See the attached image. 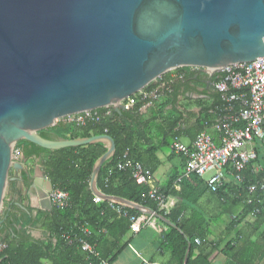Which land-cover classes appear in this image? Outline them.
I'll list each match as a JSON object with an SVG mask.
<instances>
[{
    "label": "water",
    "instance_id": "95a60500",
    "mask_svg": "<svg viewBox=\"0 0 264 264\" xmlns=\"http://www.w3.org/2000/svg\"><path fill=\"white\" fill-rule=\"evenodd\" d=\"M262 56L264 0H0V208L9 180H20L8 178L11 167L21 168L11 160L17 140L52 150L102 142L92 194L172 225L153 209L97 190L98 170L115 152L111 137L49 140L38 131L98 108L120 115L124 99L169 70L212 74ZM32 185L43 188L40 207L51 209L50 181L34 177Z\"/></svg>",
    "mask_w": 264,
    "mask_h": 264
},
{
    "label": "trees",
    "instance_id": "16d2710c",
    "mask_svg": "<svg viewBox=\"0 0 264 264\" xmlns=\"http://www.w3.org/2000/svg\"><path fill=\"white\" fill-rule=\"evenodd\" d=\"M152 88L153 83L151 82L144 89L151 91ZM217 98L219 99V96ZM143 104V102L136 103L131 108L123 110L120 115L110 109L109 115L104 116L103 113L107 109L98 108L97 112L100 115L98 120L87 118L83 123H76L75 121L60 119L54 125L39 130L38 133L41 137L49 140L88 138L97 135L111 137L115 143V152L98 170L95 180L97 189L106 195L117 196L156 211L155 204L148 198L149 187L146 184L135 182L131 167L125 166L122 169L117 167L118 162L127 159L136 162L131 149L133 138L137 135V132L146 134V129L149 131L154 127L156 133L173 132V134H176V122L165 126L151 124L149 128H144V124L149 120L145 123L141 122L140 108ZM217 107H219V104L212 110L216 111ZM155 118L156 116H153L152 119ZM205 123H208V120H205ZM174 137L176 138L177 135ZM13 150H17L23 159L39 158L38 163L43 169L44 176L50 181L52 189L67 192L68 205L63 209L51 206V209L46 211L44 215L35 218L32 217V210L29 207L20 209L12 206L9 211L0 214V242L6 244L5 249L0 252V264H40L39 261L43 258L50 259L52 264H71L75 257L82 260L84 264H91L87 260L86 254L75 243H69L67 239L61 236L64 231L75 225L80 228H88L93 234L89 241L95 242L97 250L100 251V244L103 241H108L109 238L115 236L114 241L117 244L120 238L129 230L128 218L118 217L115 212L107 207L106 201L96 203L89 188L92 168L96 160L106 152V147L102 142L52 150L42 148L26 140H17ZM125 152H127L126 158H124ZM256 164L261 165L263 170L255 173L253 166ZM244 175L245 182L243 184H236L232 180L228 182L233 183L235 186L230 187L232 191L234 190V193L229 198L232 202L243 205V216L253 213L255 224H261L264 222L262 202L255 200L253 203L247 204L246 201L247 183L257 180L264 182V156L259 150L256 160L247 165ZM191 177L202 180L194 175H191ZM20 179L24 187H29L33 180L29 172L26 171L20 173ZM203 183L205 185L204 181ZM228 183L225 182L217 192L212 193L223 194L224 189H230ZM10 186H14V184ZM198 196L196 195L195 200ZM124 208L130 215L140 214V211L130 206H124ZM176 208V205L173 206L169 213L165 214V217L179 228L169 227L168 232L164 235L166 248L170 250L171 258L177 261L178 264H183L187 245L190 243L186 264H209V254L200 253L196 257H192L193 249L199 246L194 240L198 238L200 244L206 243L208 233L203 229H199V227H193L191 230L184 224H180L179 215L181 210H177V213L173 216ZM239 220L241 219H232V227L236 226ZM37 224L43 226L49 233L48 240H35L30 236L28 227ZM116 227H120L121 230L114 235L113 231L116 230ZM255 228L257 227L254 226ZM51 238H54V241ZM221 240L219 243L215 242V245L221 244ZM243 240L241 233L236 232L222 244L225 256L234 261L235 264H249L251 260L248 259L249 257H241L242 247L248 245L247 239ZM121 248L122 246L117 244L116 248L110 251L112 255L110 258H108V253H99L103 258H108L110 264Z\"/></svg>",
    "mask_w": 264,
    "mask_h": 264
},
{
    "label": "crops",
    "instance_id": "0c3cea01",
    "mask_svg": "<svg viewBox=\"0 0 264 264\" xmlns=\"http://www.w3.org/2000/svg\"><path fill=\"white\" fill-rule=\"evenodd\" d=\"M207 77L210 79L211 76L204 71H194L184 67L169 70L152 82L153 88L159 87L158 96L150 95L146 99L139 96L135 102V104L144 103L140 108L141 122L145 123L149 120L144 124V128H149L151 124L165 126L176 122V134L173 132L156 133L154 127L149 131L146 129V134L137 132L133 138L132 155L135 161L149 173L147 186L157 187L164 195L174 200V206L176 205L177 208L173 216L177 210H181L180 224H184L191 230L193 227H199L208 233L206 243L194 248L192 257L200 253L209 254V264H235L225 256L222 244L230 239L233 233L240 232L243 241L246 239L248 241V245L242 247L241 257H249L248 259H251L249 264H264V222L255 224L253 214L243 216V205L230 200L229 196L234 193L231 188L235 187L233 183H228L231 180H227L230 184L228 187L231 188L224 189L223 194L210 192L202 180L185 175L184 158L170 149L175 135L182 144L189 147L195 136L202 132L208 133L216 144L220 143V133L212 128L213 122L220 114L219 112L214 113L212 108L219 104V99L211 84L207 83V88H205ZM132 106L129 105L128 108ZM104 109L114 111L112 106ZM153 116L156 118L152 119ZM205 120H208V123H205ZM38 162L39 158L23 159L21 155L15 162L20 163L21 168L11 167L9 177L20 179V173L26 171L32 179L41 176L47 180ZM11 184L14 186H10ZM13 189V201L9 205ZM40 191L43 192L41 186L31 183L29 187H24L20 180H9L3 197L5 204L3 211L10 210L12 206L20 209L29 207L32 210V217L44 215L48 210L40 207ZM196 195L199 196L195 200ZM232 219L241 220L232 227ZM167 220L176 226L172 221ZM172 225L152 216L150 223L137 234H133L129 229L117 243L122 248L110 264H178L171 258V252L166 248L164 241V235L169 227H174ZM254 226L257 228L254 229ZM119 230H121L120 227H116L113 234H118ZM28 232L35 240L46 241L50 237L40 224L28 227ZM114 237L100 244L99 252L108 253V258L112 256L110 251L117 245ZM220 239H222L221 244L215 245V242L219 243ZM51 240L54 241V238ZM260 257L262 258L259 259ZM73 259L71 264H84L76 257ZM39 262L40 264H52L50 259L44 258Z\"/></svg>",
    "mask_w": 264,
    "mask_h": 264
},
{
    "label": "built area",
    "instance_id": "2783aa9c",
    "mask_svg": "<svg viewBox=\"0 0 264 264\" xmlns=\"http://www.w3.org/2000/svg\"><path fill=\"white\" fill-rule=\"evenodd\" d=\"M189 69L204 71L213 79L212 88L219 96V107L214 113L219 112L220 115L213 122L212 128L220 133V143L216 144L208 133L202 132L195 136L190 147L174 138L170 149L184 158L185 175H194L202 179L210 192H217L227 180L243 184L247 165L256 160L258 150L264 156V56L252 61L226 65L220 70L208 69L212 74L206 71V68L189 67ZM158 93L159 87L151 91L141 89L124 99L121 104L128 108L129 105L135 104L139 96L146 99L150 95L156 97ZM109 113V110H105L103 115ZM99 117L97 109H94L62 119L83 123L87 118L98 120ZM12 153L15 160L21 156L17 150H13ZM126 155L127 152L124 153V158ZM125 166L131 167L133 179L137 184L147 185L149 173L138 162L127 159L117 164L119 169ZM253 170L257 173L262 170V166L256 164ZM246 194L247 204L257 200L262 202L264 207L263 181L247 183ZM48 196L51 206L63 209L68 205V194L65 191L52 190ZM148 198L155 204L156 212L161 215L169 213L174 206V200L154 186L149 187ZM94 201L96 203L106 201L107 207L118 217L128 218L129 229L133 234H137L152 219V215L143 212L130 215L124 208L127 205L104 200L101 196H94ZM92 235V231L88 228H80L76 225L61 234L69 243H75L86 254L91 264L92 262L109 264L108 260L99 254L97 244L89 241ZM194 241L197 245L200 244L198 238ZM5 247L6 244L0 242V252Z\"/></svg>",
    "mask_w": 264,
    "mask_h": 264
},
{
    "label": "rangeland",
    "instance_id": "374dc122",
    "mask_svg": "<svg viewBox=\"0 0 264 264\" xmlns=\"http://www.w3.org/2000/svg\"><path fill=\"white\" fill-rule=\"evenodd\" d=\"M58 121H59V120H58ZM58 121H57V122H58ZM57 122H56V123H57ZM11 160H12V162H16V161H17V160L14 159V157H13V153H12V158H11ZM18 162H19V161H18ZM10 170H11V168H10ZM8 178H10V177H9V173H8ZM7 186H8V185H7ZM7 186H6V188H7ZM6 188H5V191H4V195H5V192H6ZM4 195H3V197H4ZM4 207H5V204H4V201H2L1 208H0V213H2Z\"/></svg>",
    "mask_w": 264,
    "mask_h": 264
},
{
    "label": "flooded vegetation",
    "instance_id": "af4514ba",
    "mask_svg": "<svg viewBox=\"0 0 264 264\" xmlns=\"http://www.w3.org/2000/svg\"><path fill=\"white\" fill-rule=\"evenodd\" d=\"M187 68H189V67H187ZM194 71H201V70H194ZM207 74V73H206ZM209 76V75H208ZM209 82H210V84H211V82L213 81V79L211 80V77H210V79L208 80ZM20 181H21V179H20Z\"/></svg>",
    "mask_w": 264,
    "mask_h": 264
},
{
    "label": "bare ground",
    "instance_id": "6f19581e",
    "mask_svg": "<svg viewBox=\"0 0 264 264\" xmlns=\"http://www.w3.org/2000/svg\"><path fill=\"white\" fill-rule=\"evenodd\" d=\"M211 69H214V68H211Z\"/></svg>",
    "mask_w": 264,
    "mask_h": 264
}]
</instances>
